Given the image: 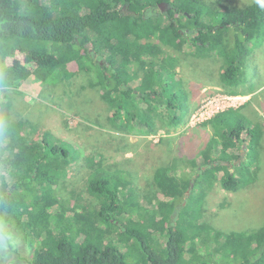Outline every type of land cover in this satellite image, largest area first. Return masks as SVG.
Returning <instances> with one entry per match:
<instances>
[{
  "label": "trees",
  "instance_id": "obj_1",
  "mask_svg": "<svg viewBox=\"0 0 264 264\" xmlns=\"http://www.w3.org/2000/svg\"><path fill=\"white\" fill-rule=\"evenodd\" d=\"M255 40L264 42V7L257 0H0V231L11 241L14 236L7 257L17 256L14 264H132L122 246L136 237L148 263L135 264H181L190 233L224 231L203 221L206 197L218 196V187L233 194L264 179V139L257 136L264 99L249 116L243 108L214 115L202 124L212 127L209 136L186 135L161 154L154 150L157 164L146 183L164 197L151 208L133 196L124 201V189L137 179L134 166H93L86 179L92 209L85 215L56 192L61 179L91 157L64 144L82 147L78 139L58 138L55 145L45 132L41 140L34 137V127L14 114L13 94H24L30 80L65 83L75 94L92 89L107 113L102 128L123 133L131 123L139 134H151L157 118L179 127L195 109L201 85L183 75L182 61L194 71L196 59H210L215 84L231 95H250L232 88L246 82ZM257 83L263 87L264 78ZM78 124L72 132L85 131ZM127 134L115 139H130ZM248 229L229 232L225 245L238 252L240 264H264V221ZM153 233L168 234L166 250L149 244Z\"/></svg>",
  "mask_w": 264,
  "mask_h": 264
},
{
  "label": "rangeland",
  "instance_id": "obj_2",
  "mask_svg": "<svg viewBox=\"0 0 264 264\" xmlns=\"http://www.w3.org/2000/svg\"><path fill=\"white\" fill-rule=\"evenodd\" d=\"M249 51L247 68H245L243 74V79L246 82H242L238 87L232 88L240 94H250L239 95L241 98L233 102L237 105L235 107L243 108L241 112L247 116L251 115L253 110L257 111V100L264 99V86L257 89L261 85L257 82L264 78V42L261 45H257V40H255L250 45ZM257 51H259L258 55L263 58L260 62L261 73L259 76H257ZM189 62L185 60L179 65L181 71H183V75L191 80L192 78L193 80L197 79L198 84L201 85L199 96L196 97V100H194L195 104L192 106V108H195L192 110V113L187 115L185 122L179 127H170L167 123H162L157 118V130L151 134H139L136 132L137 130L134 126L128 122L129 126L123 133H128L127 136L130 139L117 140L115 139L117 136H124L121 131H115L109 126L102 128L99 125L107 113L103 109L104 104H101L96 99V94L92 89L75 94L71 87L65 83L30 80V82L21 87L24 94H13L15 97L14 102L16 103L14 105V114L16 118H23L21 122L24 124L27 123L34 127L36 133H34V137H39L38 139L41 140L42 134L45 132L47 138H50L53 143L55 142V145H59L57 143L59 142L58 138L78 139V145L82 147L78 146L73 149L68 144L71 142L70 140L64 144L68 147L69 151L74 152L85 148V155L91 157V160H87L84 157L79 163L83 165L82 168H76L75 172L72 170L70 175L61 179L60 186L57 189L58 192H56L60 198L59 200L71 205L77 203L79 211L85 215L91 213L93 198L86 187V179L89 177L93 166L96 169L109 168L112 170L135 167L136 182L133 180L132 184L129 187L127 186V189L121 187L124 189V193L126 192L124 196L125 203L132 200L130 196H133L135 200L138 199L141 203L151 208V205L155 204L158 199H163L164 195L161 191L151 189L149 184L146 183L147 177L152 173L151 170L157 164L156 158L158 157L154 156L153 152L157 154L160 150L159 154H161L162 148L167 149L168 145H172L177 139L188 138L186 135L196 134L199 138H202L203 135L209 136L212 133V127L209 125L204 127L202 124L217 113L226 110L227 103L225 102L226 99L224 100L223 98L231 96L227 92L228 88L215 84L216 80L211 76L214 67L210 59H205V61L200 58L196 59L194 71L192 64ZM71 64L66 66L68 70L73 66ZM164 65L168 68L171 64L165 63ZM148 67L146 64L142 65L145 72ZM138 86L140 85L138 84ZM98 95L100 96V93ZM198 111L204 113L201 117L203 122L197 123L198 119L192 120V114ZM78 123L85 125V131L84 127H80L77 131L72 132L77 125L81 126ZM263 128H258L257 136L261 140L264 139ZM132 143L134 144L133 146L130 145ZM167 152L173 153L171 150ZM125 179H129L131 182L132 177L125 175ZM258 182L259 185L241 188L233 194L218 187V196L212 195L213 197L211 198L206 197L207 207L210 209L207 208L206 214L203 215V221L207 219L213 228L224 231H193L190 233V239L184 247L185 253L183 254L181 264H202L205 261L215 264H229L233 262L240 264L241 261L235 258L238 252L232 251L229 245H225L226 236L234 230L247 231L248 228V230H253L252 228L258 227L264 221V179ZM131 189L134 190L130 191ZM189 192L190 190L187 191L188 194ZM212 198H214V201ZM186 202L184 200L183 204L185 205ZM219 203H222L220 206H223V209L218 206ZM129 214H132V210L130 209L128 210ZM201 227L204 229L202 225ZM0 228L2 229L1 223ZM239 231H234V233H239ZM222 232L227 233L220 235ZM192 235L198 236L200 241L205 239L209 241L200 245V241H194L195 236L191 238ZM9 237L12 241L0 231V264H14L13 261L17 259V256L7 257V252L10 253V249L8 251L5 247L9 245V242L13 243L14 240V236ZM167 237V233H153L149 237V244L154 248L164 251L166 250ZM15 241L19 242L18 239ZM1 247H3V250ZM122 247V250H125L132 264L138 262L148 263L144 248L136 237L129 241V245ZM191 247L197 248V254L189 252L188 249ZM241 254H245V250Z\"/></svg>",
  "mask_w": 264,
  "mask_h": 264
},
{
  "label": "built area",
  "instance_id": "obj_3",
  "mask_svg": "<svg viewBox=\"0 0 264 264\" xmlns=\"http://www.w3.org/2000/svg\"><path fill=\"white\" fill-rule=\"evenodd\" d=\"M239 98H241V96H239V95H231V96H226V98H223L224 100H225V102L227 103V108H226V110L227 109H229V108H239V107H235V106H237L235 103H233V102H235V100H237V99H239ZM202 110V109H201ZM224 111V110H223ZM203 112H196V113H194V114H192V120H195V119H198V121H197V123L198 122H203V119H201V117L203 116ZM213 117V116H212ZM211 117V118H212ZM210 119V118H209ZM208 119V120H209ZM207 121V120H206ZM205 122V121H204Z\"/></svg>",
  "mask_w": 264,
  "mask_h": 264
},
{
  "label": "water",
  "instance_id": "obj_4",
  "mask_svg": "<svg viewBox=\"0 0 264 264\" xmlns=\"http://www.w3.org/2000/svg\"><path fill=\"white\" fill-rule=\"evenodd\" d=\"M160 6L162 7V8H164V7H166V6H168V4L166 3V2H162V3H160ZM165 10V9H164ZM104 58H100L99 56H97V61L98 62H100V63H104V62H107L106 60H103Z\"/></svg>",
  "mask_w": 264,
  "mask_h": 264
},
{
  "label": "clouds",
  "instance_id": "obj_5",
  "mask_svg": "<svg viewBox=\"0 0 264 264\" xmlns=\"http://www.w3.org/2000/svg\"><path fill=\"white\" fill-rule=\"evenodd\" d=\"M257 2H258L262 7H264V0H257Z\"/></svg>",
  "mask_w": 264,
  "mask_h": 264
},
{
  "label": "flooded vegetation",
  "instance_id": "obj_6",
  "mask_svg": "<svg viewBox=\"0 0 264 264\" xmlns=\"http://www.w3.org/2000/svg\"><path fill=\"white\" fill-rule=\"evenodd\" d=\"M159 7H161V6H160V4H159ZM161 9H163V10H164V9H167V6H166V7H164V8H162V7H161ZM101 64H102V63H101Z\"/></svg>",
  "mask_w": 264,
  "mask_h": 264
}]
</instances>
